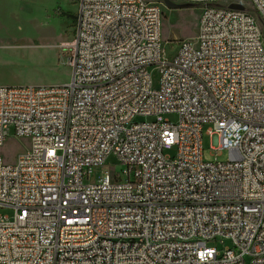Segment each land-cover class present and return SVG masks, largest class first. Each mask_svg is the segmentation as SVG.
<instances>
[{
    "label": "built area",
    "instance_id": "obj_1",
    "mask_svg": "<svg viewBox=\"0 0 264 264\" xmlns=\"http://www.w3.org/2000/svg\"><path fill=\"white\" fill-rule=\"evenodd\" d=\"M186 1L197 35L167 56L158 4L78 0L71 81L0 85V264H264V33L242 3ZM12 128L29 146L7 160Z\"/></svg>",
    "mask_w": 264,
    "mask_h": 264
},
{
    "label": "rangeland",
    "instance_id": "obj_2",
    "mask_svg": "<svg viewBox=\"0 0 264 264\" xmlns=\"http://www.w3.org/2000/svg\"><path fill=\"white\" fill-rule=\"evenodd\" d=\"M158 4L162 11V38L165 55L174 54L183 40L197 35L200 6L186 0H147ZM226 4L242 3L258 20L264 33V19L248 0H225ZM78 0H0V85H62L72 78L69 63L73 53L75 16ZM67 44V45H65ZM4 74H15L16 84L2 82ZM157 85L158 68L152 71ZM173 122L179 120L177 113L167 114ZM154 116H137L136 122H151ZM205 127L202 137L204 158L208 161L228 158L227 151L213 149L218 146L219 136L208 134ZM29 146L27 138H16L14 129L2 148L7 160L14 159ZM173 154L174 151H171ZM106 165L112 171L123 169L119 158L111 154ZM10 207H0V215H12ZM210 246L223 251L232 246L230 239L211 240Z\"/></svg>",
    "mask_w": 264,
    "mask_h": 264
},
{
    "label": "crops",
    "instance_id": "obj_3",
    "mask_svg": "<svg viewBox=\"0 0 264 264\" xmlns=\"http://www.w3.org/2000/svg\"><path fill=\"white\" fill-rule=\"evenodd\" d=\"M65 45H67V44H65ZM4 75L5 76H3V77H5V79H3L2 82H5L7 84H16L15 82H17V81H15V79L17 77H13V76H16L15 74H4Z\"/></svg>",
    "mask_w": 264,
    "mask_h": 264
},
{
    "label": "water",
    "instance_id": "obj_4",
    "mask_svg": "<svg viewBox=\"0 0 264 264\" xmlns=\"http://www.w3.org/2000/svg\"><path fill=\"white\" fill-rule=\"evenodd\" d=\"M165 2H166V4H167L168 6H175V3L172 2L171 0H165Z\"/></svg>",
    "mask_w": 264,
    "mask_h": 264
},
{
    "label": "trees",
    "instance_id": "obj_5",
    "mask_svg": "<svg viewBox=\"0 0 264 264\" xmlns=\"http://www.w3.org/2000/svg\"><path fill=\"white\" fill-rule=\"evenodd\" d=\"M75 18H76V16H75Z\"/></svg>",
    "mask_w": 264,
    "mask_h": 264
}]
</instances>
